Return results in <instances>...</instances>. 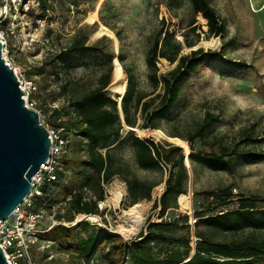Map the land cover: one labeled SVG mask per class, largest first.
<instances>
[{"label": "rangeland", "instance_id": "obj_1", "mask_svg": "<svg viewBox=\"0 0 264 264\" xmlns=\"http://www.w3.org/2000/svg\"><path fill=\"white\" fill-rule=\"evenodd\" d=\"M207 1L225 25L223 37L208 36L206 20L200 13H192L191 0H46L49 9L40 23H35L27 17L19 19L13 34L2 36L0 31V37L6 41L8 60L20 70L19 76L36 87L30 97L36 102V110L40 112L43 124L54 129L52 111H60V119L67 120L68 111H72L68 108V101L78 99L94 89L100 75L108 69L109 63L124 75V78H119L113 83L112 90L108 87L104 92L118 104L127 87V74L133 78L135 92L145 95L144 100L161 93V86L153 91L148 80L146 52L158 31H173L177 40L187 39L189 42H195L193 48L183 45L181 55L202 48L204 52L211 54V60L199 66L184 82L175 105L154 121L157 129L149 131L148 128L143 131L140 126L144 120L138 112V127L135 128L134 134L156 143L181 145L183 153L187 154L189 144L184 140L209 113L214 117V121L207 129L208 143L232 146L249 135L260 139V142L254 145L242 144L238 150L264 153V0ZM36 15L38 12L33 13L32 17L35 18ZM193 26L196 29L194 32ZM85 35L88 36L87 46L95 44L102 37L104 39L96 45L95 50H83L56 58L75 37L82 38ZM229 41L233 42L228 44ZM53 61L59 71L56 78L35 74L36 69L48 71ZM156 66L157 75L160 76L174 65L159 59ZM63 86L67 87V92H63ZM112 91H116L119 96H113ZM155 106L156 102L152 104L150 111ZM119 115L121 118V113ZM127 132V126L123 127L120 131L121 137ZM173 134L179 135L183 140L170 137ZM178 142L180 144H174ZM207 142L195 139L194 150L209 151L211 144ZM116 157L127 164L137 178L160 182L152 190L151 201L138 203L142 220L133 230L130 240L120 234V228L131 229V222L125 215V211L131 207L125 184L115 178L110 184L104 185L106 196L101 209L102 220L89 223L94 226L92 230L96 232L104 231V226L107 225L111 233L121 237L125 244H129L146 228L148 219L151 222L160 220L158 209L153 210L152 203L163 193L167 173L165 170H140L135 164L132 148L127 143L117 149ZM233 161L232 168L226 171L197 165L193 175L188 158H185L184 164L189 177L185 195L188 199L183 200L181 205L178 202V209L168 211L163 219L169 220L178 213H186L192 233L193 213L202 202L201 198L193 196L194 191L231 187V193L236 197H264V159L253 161L248 158H236ZM56 183H59V187L53 193L54 202L48 209L42 207L45 215L42 229L49 225L65 226L63 220L57 221L55 218L59 208L60 213H63L61 207H64L67 199L66 192L60 185L61 179ZM113 189L123 191L119 203L112 200ZM52 190L48 187L47 191ZM236 199L225 207H210L209 213H219L237 207ZM80 219L88 221L87 218L77 216L73 223L75 224L76 220L81 221ZM250 233L251 229L245 228L234 234H219L217 239H244ZM85 235L86 232L80 233V236ZM259 237H264V231L259 233ZM193 241L194 237H191V245ZM42 246L43 249L33 251L35 264L75 263L70 252L53 246L51 242L43 241ZM99 255H105V251L102 250Z\"/></svg>", "mask_w": 264, "mask_h": 264}, {"label": "trees", "instance_id": "obj_2", "mask_svg": "<svg viewBox=\"0 0 264 264\" xmlns=\"http://www.w3.org/2000/svg\"><path fill=\"white\" fill-rule=\"evenodd\" d=\"M49 9L46 0H39V12L36 17L29 12V19L43 20ZM191 9L194 15L201 14L206 20L208 36L223 37L226 28L219 15L210 6L207 0H191ZM194 24V23H193ZM0 24V30H4ZM196 29L193 26L192 31ZM88 36L75 37L72 42L60 51L56 58L65 54L76 53L83 50H95V44L87 46ZM233 41H229L231 44ZM183 45L193 48L195 42L177 40L175 33L158 31L146 52V67L148 80L156 91L161 86V93L144 100L145 95L135 92L134 81L126 75L127 87L122 94L120 118L118 103L105 90H112L113 83L124 78L121 71L109 63L108 69L97 80V86L83 94L80 98L68 101L69 118L60 119V111L53 110L55 131L70 136L71 142L58 158L59 169L57 181L48 183L43 188V195L36 199L35 209L43 211L50 208L54 202L53 193L59 187L66 192V202L63 213L60 208L55 214L57 221L63 220V225L52 226L40 235L42 241L51 242L53 246L72 254L74 264H90L102 262L119 263L127 257L128 264H264V237L259 233L264 231V197L259 196H233L231 187L216 190H203L193 192L195 198L202 202L193 213V229L190 230L189 217L186 213H178L169 220L163 217L170 210L178 209V202L188 199L187 193L188 172L184 159L188 158L193 175L196 166L206 167L217 171L231 169L236 158H248L258 161L264 159V153L256 151H240L238 147L254 145L260 139L244 136L235 145L208 143L207 129L214 121V117L207 113L194 132L184 141L189 144V152L183 153L182 146L170 143H156L151 139H141L133 132H127L121 137L123 127L137 128L138 112L144 123L141 129H157L153 124L163 114L167 113L176 103L184 82L197 70L199 66L211 60V54L202 48L191 50L181 55ZM159 59L166 60L174 65L165 74L158 76L156 66ZM121 60V59H119ZM49 65L48 71L36 69L35 74L54 79L58 76V66ZM67 92V87H61ZM144 100V101H143ZM156 106L150 111L153 103ZM58 120V121H57ZM74 135H73V134ZM170 137H178L173 134ZM195 139L211 144L209 151L194 150ZM74 140V141H73ZM183 140V139H182ZM129 144L134 154L136 166L146 172L167 173L164 181V191L158 199L153 200L152 209H158L159 221L147 220L145 229H142L129 244H125L121 237L111 233L107 225L104 231H94L89 221H78L77 216L95 215L102 220V210L98 204L105 200L104 185L110 184L115 178L125 184L126 196L130 206L142 201H151L152 190L160 182L137 178L120 158L116 151L122 144ZM174 144H180L174 143ZM182 147V148H181ZM71 150V152H69ZM69 152V153H68ZM83 152V153H82ZM70 172L68 173V171ZM51 187L52 191H47ZM49 192V193H47ZM236 199L237 207L219 213H209L210 207H225ZM43 207V208H42ZM250 228L251 233L244 239H217V235L237 233ZM86 232L85 236L80 233ZM191 237H194L191 245ZM104 250L105 255L99 253Z\"/></svg>", "mask_w": 264, "mask_h": 264}, {"label": "water", "instance_id": "obj_3", "mask_svg": "<svg viewBox=\"0 0 264 264\" xmlns=\"http://www.w3.org/2000/svg\"><path fill=\"white\" fill-rule=\"evenodd\" d=\"M2 49L0 41V221L30 192V180L48 159L50 149L40 114L25 105L18 77L5 63ZM118 110L122 115L121 101ZM5 258L0 248V264H9Z\"/></svg>", "mask_w": 264, "mask_h": 264}, {"label": "built area", "instance_id": "obj_4", "mask_svg": "<svg viewBox=\"0 0 264 264\" xmlns=\"http://www.w3.org/2000/svg\"><path fill=\"white\" fill-rule=\"evenodd\" d=\"M38 10L39 0H0V24H4L5 26L3 31L0 30L2 36L13 34L15 26L20 20H23L25 17L28 18L27 14L29 12L37 13L39 12ZM41 21L36 20L35 23H40ZM0 41L3 45L2 53L5 63L11 67L18 77L25 105L28 108L36 110V102L30 97L36 90V87L19 76L20 70L15 68L8 60L5 39L0 37ZM41 124L48 131L50 140L49 157L31 178V190L27 196L7 219L0 221V248L9 264H35L33 251L38 248H44L40 235L48 231L51 226L49 225L45 229L41 228L44 224L45 215L43 211L35 209V201L43 195V188L46 184L57 181L58 158L71 142L70 136L62 135L59 131L57 132L45 126L43 119H41ZM102 205L103 202L98 204L100 210L102 209ZM98 218L101 220L100 217ZM71 224L73 225L74 223ZM127 262V257H124L119 263L91 262L90 264H128Z\"/></svg>", "mask_w": 264, "mask_h": 264}, {"label": "bare ground", "instance_id": "obj_5", "mask_svg": "<svg viewBox=\"0 0 264 264\" xmlns=\"http://www.w3.org/2000/svg\"><path fill=\"white\" fill-rule=\"evenodd\" d=\"M112 95L117 96L118 94L116 91H112ZM127 128H128V130H132V131L135 130V128H131V127H127ZM112 195H113V197H112L113 202L119 203L121 201L122 196H123V191H118V190L113 189ZM125 215H126L127 219H129V221L131 222L130 223L131 229L120 228V234H122L125 239L130 240V236L132 235L133 230L135 229V227H137L141 223V220H142V217L140 215V205L138 203L132 205L127 211H125ZM81 217L87 218L88 221H90V222L92 221L94 223H96L99 220V218L95 215H84Z\"/></svg>", "mask_w": 264, "mask_h": 264}]
</instances>
